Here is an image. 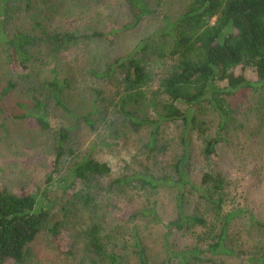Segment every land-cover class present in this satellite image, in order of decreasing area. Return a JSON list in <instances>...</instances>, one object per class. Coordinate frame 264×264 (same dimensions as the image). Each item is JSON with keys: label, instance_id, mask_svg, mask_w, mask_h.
I'll use <instances>...</instances> for the list:
<instances>
[{"label": "rangeland", "instance_id": "rangeland-1", "mask_svg": "<svg viewBox=\"0 0 264 264\" xmlns=\"http://www.w3.org/2000/svg\"><path fill=\"white\" fill-rule=\"evenodd\" d=\"M144 1L152 12L129 31L123 30L129 18L125 0H32L30 11L19 7L12 12L5 33L9 38L23 33L31 44L28 68L12 72L0 43V96L7 83L15 86L0 106L17 116L0 115V190L38 197L52 171L56 130L42 131L18 118L35 111V102L44 105L53 124L71 128L67 146L72 152L54 175L56 185L86 152L111 172L90 180L87 203L79 185L66 193L53 189L51 224L57 240L43 230L24 247L20 262L8 264H106L112 253L122 264H138L135 239L150 263L167 259L168 264H182L175 256L167 258L166 250L206 251L228 215L224 245L233 255L203 252L201 261L189 258L187 264H264V228L256 224L264 223V87L239 89L227 97L223 122L206 104L191 111L189 177L197 189L186 188L177 208L173 167L183 154L185 127L181 121L161 120L165 95L160 84L176 64L169 54L170 38L163 33L190 0ZM94 33L103 35L92 37ZM67 34L75 40L62 42ZM128 55L148 75L140 98L128 88L124 71L110 68ZM53 69L65 84L64 104L79 119L67 118L51 101L44 84ZM247 77L256 81L251 72ZM85 116L90 124L81 120ZM141 120L156 123L153 143L152 127L135 123ZM214 138V154L207 156L206 143ZM205 174L222 176L223 191L214 195L222 199L218 213L201 196L212 192L200 186ZM136 176H147L157 185L142 184ZM179 212L205 224L184 220L174 226Z\"/></svg>", "mask_w": 264, "mask_h": 264}, {"label": "trees", "instance_id": "trees-1", "mask_svg": "<svg viewBox=\"0 0 264 264\" xmlns=\"http://www.w3.org/2000/svg\"><path fill=\"white\" fill-rule=\"evenodd\" d=\"M31 2L32 0H0V43L4 46L9 69L12 72L28 68L27 47L31 44V39L23 33H17L9 38L5 33V26L16 8L21 7L30 11ZM125 3L129 18L123 30L134 29L152 12L144 0H125ZM102 35L94 33L92 37ZM163 35L170 38L169 54L171 58H175L176 64L160 84L165 95L161 120L181 121L185 127L182 140L183 154L173 167L175 180L172 184L176 188V203L179 208L183 196L188 192L186 188L197 189L189 177L191 164L188 136L194 124L191 111L206 104L222 121L223 104L227 97L232 96L239 89L255 90L257 87H264V0H190L186 10L175 21L167 22ZM65 40L69 42L75 40V37L67 34L61 37L62 42ZM140 48L143 49L144 45ZM112 67H119L124 71L128 88L136 91V96L140 98V89L148 81L143 66L134 59L133 55H128L117 59L110 66ZM247 72L254 74L255 82L249 80ZM219 83H223V86ZM14 87V84L7 83L1 91L0 100L4 99ZM44 87L53 104L67 118L79 119L64 104L61 96L65 84L58 79L54 69ZM179 104L186 105L187 109L183 111ZM19 107L24 109L23 105ZM35 109L32 112L24 111L18 118L42 131L52 128L56 130L53 168L45 180V188L38 197L27 192L12 193L0 190V264L20 262L24 247L43 230H46L55 241L57 240L58 233L51 224L53 189L58 188L62 193H66L79 185L83 191V200L87 203L92 192L90 180L94 177H106L111 172L107 164L96 161L90 152H86L56 185L54 175L59 172L62 160L72 152L67 146L71 128L62 124H53L46 117L42 103L35 102ZM0 115L5 118L17 117L4 112L1 106ZM81 120L85 124H90L86 116ZM135 123H146L152 127L150 142L153 143L156 138V123L146 120ZM217 143L218 140L215 138L207 141L204 149L207 156L214 154ZM134 178L151 187L157 185V182L147 176ZM200 186L212 190L211 194L204 193L201 196L217 213L220 212L222 199L214 198V195L220 196L223 191L222 176L205 174ZM231 217L228 215L224 218L223 227L215 242L209 245L206 251L193 249L187 253H173L167 249V258L175 256L182 264H187L189 258L201 261L199 255L203 252H209L214 256H232L233 252L224 245L225 229ZM177 219L178 221L173 223L174 226H180L184 220L200 226L205 224L200 218H184L180 212ZM256 224L264 228V223ZM93 242L96 248L98 242L97 240ZM133 246L138 264H168L167 259L160 263H150L139 240L135 239ZM106 264H122L121 257L114 253L108 254Z\"/></svg>", "mask_w": 264, "mask_h": 264}]
</instances>
